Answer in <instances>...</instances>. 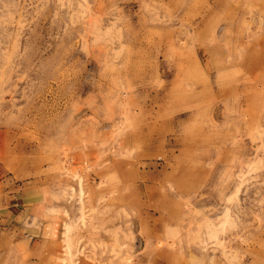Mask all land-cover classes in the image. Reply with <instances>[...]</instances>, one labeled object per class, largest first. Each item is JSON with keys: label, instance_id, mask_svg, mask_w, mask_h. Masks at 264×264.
<instances>
[{"label": "rangeland", "instance_id": "rangeland-1", "mask_svg": "<svg viewBox=\"0 0 264 264\" xmlns=\"http://www.w3.org/2000/svg\"><path fill=\"white\" fill-rule=\"evenodd\" d=\"M13 187L44 264H264V0H0Z\"/></svg>", "mask_w": 264, "mask_h": 264}, {"label": "crops", "instance_id": "crops-1", "mask_svg": "<svg viewBox=\"0 0 264 264\" xmlns=\"http://www.w3.org/2000/svg\"><path fill=\"white\" fill-rule=\"evenodd\" d=\"M10 190L8 205L0 211V264L20 252L17 246L28 253L27 262L44 264L56 253L58 225L51 227L43 220L47 212L45 199L35 201L30 190L16 192L15 187Z\"/></svg>", "mask_w": 264, "mask_h": 264}, {"label": "bare ground", "instance_id": "bare-ground-1", "mask_svg": "<svg viewBox=\"0 0 264 264\" xmlns=\"http://www.w3.org/2000/svg\"><path fill=\"white\" fill-rule=\"evenodd\" d=\"M173 50V49H172Z\"/></svg>", "mask_w": 264, "mask_h": 264}]
</instances>
